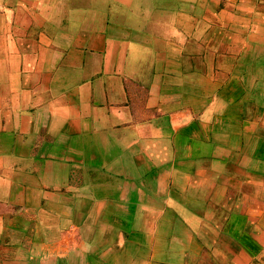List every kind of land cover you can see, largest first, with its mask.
Listing matches in <instances>:
<instances>
[{"label": "crops", "instance_id": "obj_1", "mask_svg": "<svg viewBox=\"0 0 264 264\" xmlns=\"http://www.w3.org/2000/svg\"><path fill=\"white\" fill-rule=\"evenodd\" d=\"M0 264H264V0H0Z\"/></svg>", "mask_w": 264, "mask_h": 264}]
</instances>
